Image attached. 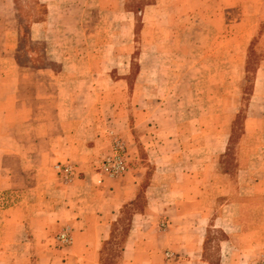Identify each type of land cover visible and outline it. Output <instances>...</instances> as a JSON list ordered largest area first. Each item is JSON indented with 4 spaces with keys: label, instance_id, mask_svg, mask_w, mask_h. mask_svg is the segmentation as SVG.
Here are the masks:
<instances>
[{
    "label": "crops",
    "instance_id": "obj_1",
    "mask_svg": "<svg viewBox=\"0 0 264 264\" xmlns=\"http://www.w3.org/2000/svg\"><path fill=\"white\" fill-rule=\"evenodd\" d=\"M28 1L43 54L15 0H0V264H167V252L177 264H262L264 115L221 170L228 147L207 140L223 134L204 131L192 100L155 94L169 89L152 86L148 62L164 36L147 38L143 64L122 0ZM116 140L128 170L111 178L100 167ZM60 164L75 166L72 182Z\"/></svg>",
    "mask_w": 264,
    "mask_h": 264
},
{
    "label": "rangeland",
    "instance_id": "obj_2",
    "mask_svg": "<svg viewBox=\"0 0 264 264\" xmlns=\"http://www.w3.org/2000/svg\"><path fill=\"white\" fill-rule=\"evenodd\" d=\"M251 1L122 0L127 11L135 14L133 33L140 42L139 61L147 63L141 55L147 52L148 37H165L161 39L164 42L155 39V50L161 53L148 59L152 86L164 84L169 88L155 92L159 100L179 95L192 100L191 108L196 103L204 131L223 134L219 140H207L216 145L225 142L223 152L228 147V152L220 155L221 170L227 169L228 156H233L232 164H239L236 154L242 150L244 136L260 129L258 122L249 126V119L264 115L259 99L254 102L255 88H264V71L258 73L264 66V18L256 0ZM28 2L15 0V10L22 16L20 25L27 46L43 54V47L28 38L29 23L34 19L30 11L22 10ZM44 58L41 56L40 61L46 62ZM252 101L256 107L250 109ZM257 141L251 139L250 144Z\"/></svg>",
    "mask_w": 264,
    "mask_h": 264
},
{
    "label": "built area",
    "instance_id": "obj_3",
    "mask_svg": "<svg viewBox=\"0 0 264 264\" xmlns=\"http://www.w3.org/2000/svg\"><path fill=\"white\" fill-rule=\"evenodd\" d=\"M125 154L126 147L120 140H116L113 146V153L106 157L101 163V172L111 178L123 176L128 170ZM57 170L66 183H70L74 180L76 168L72 164H60L57 166ZM59 241L64 245H70L71 243V239L65 231L59 235ZM166 262L167 264H177V256L172 252H167ZM262 264H264V259Z\"/></svg>",
    "mask_w": 264,
    "mask_h": 264
}]
</instances>
